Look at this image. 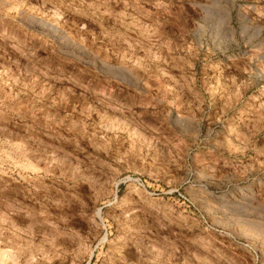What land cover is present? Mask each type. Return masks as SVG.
I'll use <instances>...</instances> for the list:
<instances>
[{
    "label": "rangeland",
    "instance_id": "374dc122",
    "mask_svg": "<svg viewBox=\"0 0 264 264\" xmlns=\"http://www.w3.org/2000/svg\"><path fill=\"white\" fill-rule=\"evenodd\" d=\"M0 264H264V0H0Z\"/></svg>",
    "mask_w": 264,
    "mask_h": 264
}]
</instances>
